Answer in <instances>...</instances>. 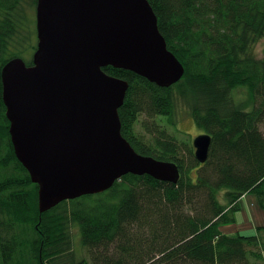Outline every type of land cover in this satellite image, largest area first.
Listing matches in <instances>:
<instances>
[{
    "label": "trees",
    "instance_id": "obj_1",
    "mask_svg": "<svg viewBox=\"0 0 264 264\" xmlns=\"http://www.w3.org/2000/svg\"><path fill=\"white\" fill-rule=\"evenodd\" d=\"M148 2L182 77L160 87L102 69L128 82L122 136L138 153L175 163L178 181L126 174L40 212L38 185L10 142L1 80L13 57L32 64L37 0H0V264H264V226L248 236L221 230L248 192L264 211V45L259 57L253 48L264 40V0ZM242 87L249 96L239 105ZM181 112L212 138L204 163L176 134Z\"/></svg>",
    "mask_w": 264,
    "mask_h": 264
},
{
    "label": "water",
    "instance_id": "obj_2",
    "mask_svg": "<svg viewBox=\"0 0 264 264\" xmlns=\"http://www.w3.org/2000/svg\"><path fill=\"white\" fill-rule=\"evenodd\" d=\"M32 64L13 57L1 70L2 101L15 155L38 185V208L104 192L126 174L176 183L175 163L138 153L121 134L118 109L128 82L105 66L160 87L184 68L167 48L148 0H37ZM208 133L192 140L198 163Z\"/></svg>",
    "mask_w": 264,
    "mask_h": 264
},
{
    "label": "rangeland",
    "instance_id": "obj_3",
    "mask_svg": "<svg viewBox=\"0 0 264 264\" xmlns=\"http://www.w3.org/2000/svg\"><path fill=\"white\" fill-rule=\"evenodd\" d=\"M264 40H260L254 45V51L259 57L262 55ZM248 90L244 87L237 88L235 95V103H242L239 105H244V102L248 99ZM244 109V107L239 106ZM250 110L251 106L249 105L245 110ZM181 122L178 124L177 135L181 139H190L201 133V130L197 129L192 123V119L187 116L186 113L181 112ZM235 221L232 224H227L221 227V230L224 234L234 236L237 234L240 235H250L254 234L256 227L264 226V211L259 207L257 203L256 195L252 192L246 193L239 199V208L234 211Z\"/></svg>",
    "mask_w": 264,
    "mask_h": 264
}]
</instances>
